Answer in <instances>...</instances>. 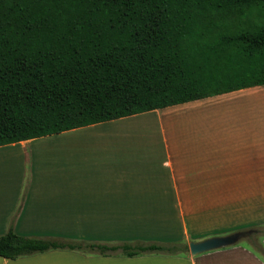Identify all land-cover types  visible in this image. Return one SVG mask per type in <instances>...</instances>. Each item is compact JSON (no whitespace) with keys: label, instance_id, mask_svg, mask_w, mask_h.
<instances>
[{"label":"trees","instance_id":"trees-1","mask_svg":"<svg viewBox=\"0 0 264 264\" xmlns=\"http://www.w3.org/2000/svg\"><path fill=\"white\" fill-rule=\"evenodd\" d=\"M262 84L264 0H0V145ZM187 243L10 228L0 256H186Z\"/></svg>","mask_w":264,"mask_h":264},{"label":"crops","instance_id":"crops-1","mask_svg":"<svg viewBox=\"0 0 264 264\" xmlns=\"http://www.w3.org/2000/svg\"><path fill=\"white\" fill-rule=\"evenodd\" d=\"M85 129L95 139L66 138ZM12 148L30 174L25 182L10 166V184L0 187V235L11 228L66 240L80 239L76 229L94 230L111 243L119 229L144 226L134 224L135 213L183 212L184 197L258 195L240 186L264 179V84L0 145ZM197 255L49 250L0 256V264H264L247 246Z\"/></svg>","mask_w":264,"mask_h":264},{"label":"rangeland","instance_id":"rangeland-1","mask_svg":"<svg viewBox=\"0 0 264 264\" xmlns=\"http://www.w3.org/2000/svg\"><path fill=\"white\" fill-rule=\"evenodd\" d=\"M80 132L82 133L80 136L72 135L66 138L95 139L92 130L85 129ZM15 149L0 151V187L10 184V179L7 176L10 173V166L13 167V176L16 174L17 178L21 176V178H25V182L29 178V167L16 165L21 160ZM21 159H24V154ZM44 160H46V155H44ZM258 172H264V156H258ZM240 187L247 191H257L258 195L184 197L185 210L183 212L135 213L134 224H139L138 222L142 220L140 223L144 226L119 229L118 240L112 242L124 240L128 242L136 240L166 241L170 239L188 242L239 230H248L249 233L250 229L256 228L258 235L248 237L247 234L231 246H247L248 249L257 252L258 256H262L264 261L262 255L264 253V179L241 181ZM141 217L143 219H139ZM76 230L78 233L74 234L75 237L84 241L106 239L102 231L97 233L92 230L84 235L85 233L82 231L79 232L80 229ZM187 255H189V251H187ZM199 255L202 253L197 256ZM197 256L196 259H198Z\"/></svg>","mask_w":264,"mask_h":264},{"label":"water","instance_id":"water-1","mask_svg":"<svg viewBox=\"0 0 264 264\" xmlns=\"http://www.w3.org/2000/svg\"><path fill=\"white\" fill-rule=\"evenodd\" d=\"M248 230H239L229 234L213 235L200 240L188 241V251L190 255L227 247L236 243L240 238L246 236Z\"/></svg>","mask_w":264,"mask_h":264}]
</instances>
